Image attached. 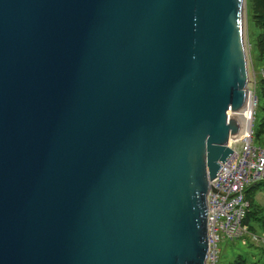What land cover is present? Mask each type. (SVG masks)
<instances>
[{"label": "water", "instance_id": "water-1", "mask_svg": "<svg viewBox=\"0 0 264 264\" xmlns=\"http://www.w3.org/2000/svg\"><path fill=\"white\" fill-rule=\"evenodd\" d=\"M245 21L247 0H0V264H207Z\"/></svg>", "mask_w": 264, "mask_h": 264}, {"label": "built area", "instance_id": "built-area-1", "mask_svg": "<svg viewBox=\"0 0 264 264\" xmlns=\"http://www.w3.org/2000/svg\"><path fill=\"white\" fill-rule=\"evenodd\" d=\"M261 75L264 77V69ZM256 87L254 73L252 77L249 76L245 105L252 109L249 134L246 138L230 144L233 154L222 163L217 177L211 182L214 190L210 189L208 193L207 264L218 263L219 243L222 239L236 240L250 235L248 226L244 224L250 206L245 199V192L249 186L264 181V144L259 148L255 146L252 130L259 106ZM253 239L258 240L255 236Z\"/></svg>", "mask_w": 264, "mask_h": 264}, {"label": "rangeland", "instance_id": "rangeland-1", "mask_svg": "<svg viewBox=\"0 0 264 264\" xmlns=\"http://www.w3.org/2000/svg\"><path fill=\"white\" fill-rule=\"evenodd\" d=\"M258 31L251 24L249 41L248 21H245L244 38L249 54V76L252 77L255 73L257 79L256 88L259 106L252 130L255 146L259 148L264 144V89L262 84L263 75H261L264 63L259 62L256 55L255 40ZM250 42L253 46L252 53ZM230 117H232L231 112ZM245 199L250 204L246 218L250 235L236 240L222 239L219 243L220 254L217 264H236L239 258L245 259L250 264H264V185H257L246 191ZM254 236L258 238L257 241L253 239Z\"/></svg>", "mask_w": 264, "mask_h": 264}, {"label": "trees", "instance_id": "trees-1", "mask_svg": "<svg viewBox=\"0 0 264 264\" xmlns=\"http://www.w3.org/2000/svg\"><path fill=\"white\" fill-rule=\"evenodd\" d=\"M247 21H248V35L250 41V28L252 26L256 27L259 31L256 35L255 48L256 55L259 62L264 63V0H247ZM251 53L253 46L251 45ZM263 89H264V77L262 79ZM257 185H264V181L255 183L249 186L246 191L252 189ZM250 205V204H249ZM250 207V206H249ZM247 218V214H246ZM245 218L244 224L247 225ZM236 264H250L245 259L239 258Z\"/></svg>", "mask_w": 264, "mask_h": 264}, {"label": "bare ground", "instance_id": "bare-ground-1", "mask_svg": "<svg viewBox=\"0 0 264 264\" xmlns=\"http://www.w3.org/2000/svg\"><path fill=\"white\" fill-rule=\"evenodd\" d=\"M249 104H250V102H249ZM251 113H252V109L250 106L245 107L243 110H241L239 112H234V113L231 112V116L233 117V119H235L237 122L240 123L241 131L238 135L231 136L230 144L235 143V142L242 140V139L247 137V135L249 134V124L251 123V120H252Z\"/></svg>", "mask_w": 264, "mask_h": 264}]
</instances>
